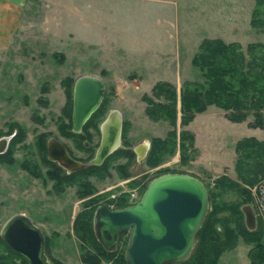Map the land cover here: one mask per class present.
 <instances>
[{
	"label": "rangeland",
	"instance_id": "374dc122",
	"mask_svg": "<svg viewBox=\"0 0 264 264\" xmlns=\"http://www.w3.org/2000/svg\"><path fill=\"white\" fill-rule=\"evenodd\" d=\"M15 5L12 22L10 15L0 33V137L7 138L10 151L7 160H0V227L11 214L24 213L44 233L50 264L55 260L88 264L82 257L91 250L74 230L83 202L98 194L99 204L115 207L107 199L124 195L130 204L151 177L181 171L200 178L207 192L221 174L237 181L250 199L243 201L234 191L219 190L215 200L238 202L239 207L249 203L264 241V222L254 201L259 179L244 182L234 170L236 141L244 136L264 140V128L250 123L251 113L232 121L223 109L210 104L203 110L212 113L210 118L200 114L184 125L177 112L176 137L187 129L193 134L191 144L185 140L182 149L177 137L174 149L161 153L154 164L145 160L150 146L141 158L133 151L130 158L112 151L105 175H81L94 188L88 196L78 194V180L56 187L48 175L50 166L43 162L46 148H38V139L54 136L73 157L87 160L99 139V123L111 108L118 109L122 118L117 148L132 150L146 140L166 136L167 120L149 117L144 97H152L157 81L171 82L178 92L183 80H201L200 70L190 60L204 38L237 42L243 51L252 42L264 47V25L255 26L250 19L255 0H16ZM81 74L104 82L99 114L96 126L87 124L80 136L66 135L61 128L70 124L72 85ZM32 167L38 175L29 170ZM124 169L127 174L121 175ZM263 176L264 163L259 178ZM126 238L127 232L117 238L113 250L123 249ZM252 248V242L238 235L216 264H252ZM0 260L21 264L1 242ZM112 261L102 259L97 264Z\"/></svg>",
	"mask_w": 264,
	"mask_h": 264
},
{
	"label": "trees",
	"instance_id": "16d2710c",
	"mask_svg": "<svg viewBox=\"0 0 264 264\" xmlns=\"http://www.w3.org/2000/svg\"><path fill=\"white\" fill-rule=\"evenodd\" d=\"M255 3L256 6L252 10L250 19L253 25L262 26L264 25V0H255ZM190 61L200 70L201 80H183L178 92L171 82L157 81L151 88L152 97H144L146 114L152 119H165L170 126L166 131V136L151 139L150 147L145 155V160L149 164L156 163L161 153L171 152L176 146L177 137L178 145L182 149L185 148V140H188L189 144L193 141V134L187 129H181L176 137L177 112H179L180 123L185 125L192 120L196 112L203 111L208 105L213 104L223 109L225 116L232 121H240L251 113L253 115L251 125L264 128V47L261 43H248L243 51L237 42H224L217 37L204 38L199 42ZM98 110L96 108L89 115L81 128L87 124L96 126L95 119L99 114ZM68 116L70 118V112ZM69 125L61 128L62 132L66 135L80 136L81 130L73 132ZM8 146L7 142L4 150L0 152L1 161L9 157ZM38 148L45 149V141L42 138L38 139ZM234 150L236 152L234 170L238 178L247 183L258 180L263 171L264 140L244 136L236 141ZM113 151L130 158L133 150L120 147ZM108 157L109 154L101 164H91L68 174L63 173L58 165L48 160L46 156L43 162L50 166L48 175L54 179L56 187L59 188L63 181L71 183L78 180V194L88 196L94 188L89 181L83 179V174H93L99 177L105 175ZM34 169L32 167L29 170L38 175ZM120 174L126 175L127 172L124 169ZM213 188V190H208L209 209L196 233V241L191 253L184 260L171 264H216L219 254L233 246L238 235L253 243L250 253L252 264L264 263L263 230L260 223L256 222L253 229H247L238 202L215 200L219 190H231L239 194L243 201H247L250 199L248 191L226 174L214 178ZM99 198L98 194L88 197L74 219V230L77 237L86 243L88 251L91 250L84 252L82 259L88 264H97L102 259H112L111 264H127L122 248L107 251L94 236L92 213L99 204ZM109 201L113 202L115 207L127 205L124 195L108 198L106 202ZM224 210L226 213L221 214L220 212ZM217 225L220 226V230H217ZM126 232H121L118 238ZM0 242L3 243L1 239ZM0 264L5 263L0 260ZM54 264L62 263L55 260Z\"/></svg>",
	"mask_w": 264,
	"mask_h": 264
},
{
	"label": "water",
	"instance_id": "95a60500",
	"mask_svg": "<svg viewBox=\"0 0 264 264\" xmlns=\"http://www.w3.org/2000/svg\"><path fill=\"white\" fill-rule=\"evenodd\" d=\"M104 82L97 76L81 74L72 85L70 129L79 132L82 124L98 107ZM99 139L91 157H72L65 145L54 136L45 139L46 158L64 167L67 172L88 165H98L120 144L122 118L116 108L108 110L99 123ZM7 142L0 137V152ZM145 149L138 158L145 155ZM209 206L208 192L197 176L181 171H168L151 177L139 198L133 203L110 207L98 204L92 214V229L99 244L107 251L115 248L117 238L127 231L123 257L127 264H171L184 260L191 253L196 233ZM247 229L255 227V216L249 203L241 207ZM0 237L27 264H48L43 252L40 230L21 213L10 215L0 227Z\"/></svg>",
	"mask_w": 264,
	"mask_h": 264
},
{
	"label": "crops",
	"instance_id": "0c3cea01",
	"mask_svg": "<svg viewBox=\"0 0 264 264\" xmlns=\"http://www.w3.org/2000/svg\"><path fill=\"white\" fill-rule=\"evenodd\" d=\"M15 1L16 0H9V1H4V0H0V4L2 6H0V33L2 32V29L4 28V26H8V25H5L6 24V20L8 19L9 20V16L11 15V22L14 18V13L17 11V6L15 5ZM19 2V0H18ZM2 28V29H1ZM4 30V29H3ZM203 115L204 117H211V112L209 111H201V112H197L194 114L193 119H195L196 117H198L199 115ZM191 120V121H192Z\"/></svg>",
	"mask_w": 264,
	"mask_h": 264
},
{
	"label": "built area",
	"instance_id": "2783aa9c",
	"mask_svg": "<svg viewBox=\"0 0 264 264\" xmlns=\"http://www.w3.org/2000/svg\"><path fill=\"white\" fill-rule=\"evenodd\" d=\"M255 202L258 210L257 216L264 222V176L259 178L257 183L255 184Z\"/></svg>",
	"mask_w": 264,
	"mask_h": 264
},
{
	"label": "flooded vegetation",
	"instance_id": "af4514ba",
	"mask_svg": "<svg viewBox=\"0 0 264 264\" xmlns=\"http://www.w3.org/2000/svg\"><path fill=\"white\" fill-rule=\"evenodd\" d=\"M102 100V99H101ZM101 102V101H100ZM99 106V105H98ZM83 125V124H82ZM82 127V126H81ZM81 130V129H80ZM98 130H99V128H98ZM149 145H150V143H149ZM66 147V146H65ZM45 148H46V146H45ZM66 149H67V151H68V153L71 155V153L69 152V150H68V148L66 147ZM134 152V151H133ZM135 153V152H134ZM135 155H137L136 153H135ZM72 156V155H71ZM73 157V156H72ZM75 158V157H74ZM77 159V158H76ZM51 161V160H50ZM53 162H55V161H53ZM56 163V162H55ZM56 165H58L57 163H56ZM58 167L60 168V170H62V172L63 173H65V174H68V173H71V172H73V171H75V170H78V169H75V170H72V171H69V172H67L66 171V169L64 168V167H62V166H60V165H58ZM86 167V166H85ZM84 168V167H83ZM79 169H81V168H79ZM17 213H20V212H17ZM14 214V213H13ZM21 214H24V213H21ZM12 215V214H11ZM26 217H28V219L40 230V232H41V234H42V236H43V252H44V255H45V257H46V259L48 260V264H50V259H49V257L47 256V254H46V252H45V236H44V233L42 232V230L40 229V227L37 225V224H35L31 219H30V217L28 216V215H26V214H24ZM0 239H1V237H0ZM2 240V239H1ZM2 242L4 243V241L2 240ZM5 244V243H4ZM5 246L9 249V251L13 254V255H15V256H17V257H19V259H20V261H21V264H27V261H26V259L24 258V257H22L20 254H18V253H16V252H14L13 250H11L6 244H5Z\"/></svg>",
	"mask_w": 264,
	"mask_h": 264
},
{
	"label": "bare ground",
	"instance_id": "6f19581e",
	"mask_svg": "<svg viewBox=\"0 0 264 264\" xmlns=\"http://www.w3.org/2000/svg\"><path fill=\"white\" fill-rule=\"evenodd\" d=\"M144 149H145V143L142 145H139L138 147H135L136 153L138 155H141L143 153Z\"/></svg>",
	"mask_w": 264,
	"mask_h": 264
}]
</instances>
